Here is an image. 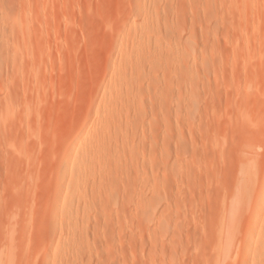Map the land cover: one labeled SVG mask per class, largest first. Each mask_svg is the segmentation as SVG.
I'll return each mask as SVG.
<instances>
[{
	"label": "rangeland",
	"instance_id": "1",
	"mask_svg": "<svg viewBox=\"0 0 264 264\" xmlns=\"http://www.w3.org/2000/svg\"><path fill=\"white\" fill-rule=\"evenodd\" d=\"M0 264H264V0H0Z\"/></svg>",
	"mask_w": 264,
	"mask_h": 264
},
{
	"label": "bare ground",
	"instance_id": "2",
	"mask_svg": "<svg viewBox=\"0 0 264 264\" xmlns=\"http://www.w3.org/2000/svg\"><path fill=\"white\" fill-rule=\"evenodd\" d=\"M255 189V188H254ZM257 189V188H256ZM229 234V233H228ZM224 236L222 235V238H223ZM224 249V248H223ZM243 254V252L242 251H240L239 252V254H238V259H239V257H241L240 255H242Z\"/></svg>",
	"mask_w": 264,
	"mask_h": 264
}]
</instances>
